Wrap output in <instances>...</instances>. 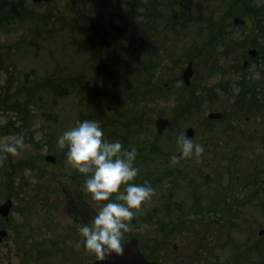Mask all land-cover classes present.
Listing matches in <instances>:
<instances>
[{
  "label": "rangeland",
  "instance_id": "obj_1",
  "mask_svg": "<svg viewBox=\"0 0 264 264\" xmlns=\"http://www.w3.org/2000/svg\"><path fill=\"white\" fill-rule=\"evenodd\" d=\"M229 1L0 0V145L17 148L0 149V205L32 210L18 200L47 186L45 157L73 168L58 135L97 120L110 141L144 150L130 183L155 190L122 241L138 239L159 264H264V0H246L243 26L225 18ZM159 118L170 124L160 136ZM188 129L204 150L173 163Z\"/></svg>",
  "mask_w": 264,
  "mask_h": 264
},
{
  "label": "clouds",
  "instance_id": "obj_2",
  "mask_svg": "<svg viewBox=\"0 0 264 264\" xmlns=\"http://www.w3.org/2000/svg\"><path fill=\"white\" fill-rule=\"evenodd\" d=\"M56 143L60 149L67 148V163L78 173L85 174L82 190L90 194L95 208L91 223L78 226L83 246L94 252L99 260L113 252L123 254L122 236L129 230L127 222L134 216L133 210L139 209L155 191L147 180L140 184L130 183L139 172L134 165L135 146L129 150L119 140L110 141L99 122L92 119L77 120L74 127L58 135ZM176 143L185 157L199 156L204 150L201 144L183 134L177 137ZM0 149L9 153L17 151L13 143L0 145ZM171 160L175 163L177 156L173 155ZM101 201L106 203H99Z\"/></svg>",
  "mask_w": 264,
  "mask_h": 264
},
{
  "label": "flooded vegetation",
  "instance_id": "obj_3",
  "mask_svg": "<svg viewBox=\"0 0 264 264\" xmlns=\"http://www.w3.org/2000/svg\"><path fill=\"white\" fill-rule=\"evenodd\" d=\"M42 164L49 167L44 169L47 171L46 177H49L47 186L41 187L40 193L33 198V204L30 196L18 200L24 205H33V209L15 211L16 203L9 198L4 202L11 201V206L6 216L0 212V264H97L100 260L94 252L85 249L83 237L78 232V226L90 224L96 214L90 194L82 190L85 174L78 173L74 168L69 169L63 163L59 166L57 161ZM39 165L29 163L24 171L28 170L31 178L40 177L35 169ZM58 166L67 169L58 171ZM45 175L41 174L42 177ZM18 180L27 186L30 178L25 174L24 178ZM16 192H19V187ZM57 194L59 198L52 200L50 195L55 197ZM16 198L22 199V196L18 194ZM38 198L42 201L37 205ZM12 214H16V218ZM133 239L136 238L130 235L121 241L122 245L130 244ZM136 240L133 253L151 261L143 254L142 243ZM77 244L80 246L77 247Z\"/></svg>",
  "mask_w": 264,
  "mask_h": 264
},
{
  "label": "water",
  "instance_id": "obj_4",
  "mask_svg": "<svg viewBox=\"0 0 264 264\" xmlns=\"http://www.w3.org/2000/svg\"><path fill=\"white\" fill-rule=\"evenodd\" d=\"M31 1L34 4H39L42 2L48 3L51 0H31ZM234 24L236 26H242V25H244V21L242 19H240L239 17H236V18H234ZM250 55L252 57H255L256 51L251 50ZM192 75H193V72L191 69V65H189L182 75V78H183L184 83L186 85L190 84V78L192 77ZM208 119H210V120H221V119H223V115L219 114V113H210L208 116ZM168 126H169V121L167 119L160 118L156 121V129L158 131V134H162ZM186 136L193 139L194 138L193 129H188L186 131ZM47 161L55 162V158L49 156V157H47ZM10 206H11V201H7L5 204H3L0 207V212L2 213V215L6 216V214L10 210ZM259 235L260 236L264 235V229L259 231ZM135 245H137V241L132 240V242L128 245H122V247L124 248L123 254H116L115 252H113L110 255H106L105 258L100 260L97 264H155L152 262H148L144 259H141V257L135 255L133 253V250H132V247Z\"/></svg>",
  "mask_w": 264,
  "mask_h": 264
},
{
  "label": "trees",
  "instance_id": "obj_5",
  "mask_svg": "<svg viewBox=\"0 0 264 264\" xmlns=\"http://www.w3.org/2000/svg\"><path fill=\"white\" fill-rule=\"evenodd\" d=\"M246 4H247L246 3V0H230L229 3H228V8L226 9V17L225 18H227V16H229V17H231V16H233V17L238 16V17H242V18H247L248 17V14H247V10L245 9L246 8ZM257 10L258 9H253L252 11L254 12V14H256V11ZM210 26L214 29L213 32H218L219 33L223 29V26H217L216 24L210 25ZM213 37H214V39H218V36L215 35V34L213 35ZM131 123L135 127V126H137L139 124V119L138 118L137 119H133L131 121ZM123 147L124 148H127L128 146H126V147L123 146ZM128 149H131V148L129 147ZM139 161L140 160L136 161V159H135L134 160V165L137 166V163ZM141 161L142 162L143 161L146 162V158H144V157L141 158ZM253 193L255 194L256 191L253 192ZM255 195H257V193ZM223 210H225V208ZM259 250H260L261 255L264 256V252L262 251V248L261 247L259 248Z\"/></svg>",
  "mask_w": 264,
  "mask_h": 264
}]
</instances>
